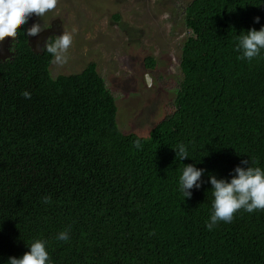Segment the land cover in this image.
<instances>
[{
	"label": "trees",
	"instance_id": "16d2710c",
	"mask_svg": "<svg viewBox=\"0 0 264 264\" xmlns=\"http://www.w3.org/2000/svg\"><path fill=\"white\" fill-rule=\"evenodd\" d=\"M184 20L177 107L147 136L119 128L96 62L53 77L52 55L17 26L13 56L0 57V264L33 239L47 241L52 264H264V210L205 226L210 175L230 178L242 160L264 168V50L251 61L234 51L264 25V0H190ZM184 164L204 170L189 198Z\"/></svg>",
	"mask_w": 264,
	"mask_h": 264
},
{
	"label": "rangeland",
	"instance_id": "374dc122",
	"mask_svg": "<svg viewBox=\"0 0 264 264\" xmlns=\"http://www.w3.org/2000/svg\"><path fill=\"white\" fill-rule=\"evenodd\" d=\"M189 1L57 0L54 9L42 17L30 15L26 24L29 28L36 24L35 36L47 31L50 37L70 33L67 61L57 64L53 59L52 76L78 73L96 62L116 99L119 128L147 136L177 107L176 93L183 79L181 47L190 34L184 20ZM36 44L41 51L45 40ZM149 55L157 61L155 69L145 65Z\"/></svg>",
	"mask_w": 264,
	"mask_h": 264
},
{
	"label": "clouds",
	"instance_id": "9594fccd",
	"mask_svg": "<svg viewBox=\"0 0 264 264\" xmlns=\"http://www.w3.org/2000/svg\"><path fill=\"white\" fill-rule=\"evenodd\" d=\"M57 0H0V41L6 36L16 37L17 26L26 24L30 15L42 17L47 11L56 7ZM256 23L260 17L254 18ZM39 33L36 24L27 29V36H35ZM54 40H47L44 51L51 54L54 62L63 64L67 61V50L72 44L73 37L70 33L62 32L55 35ZM264 50V25L259 30L251 28L242 32L237 37L234 51L239 52V58L251 61L260 56ZM25 98H30L28 91L22 92ZM135 146L140 148V141H135ZM176 153V160L183 161L188 158V151L184 144L173 148ZM181 169L178 188L185 198L192 195L193 188L199 189L202 186L201 180L203 169L194 164H184ZM247 165V166H244ZM208 182L211 184V210L206 228L212 230L219 222L230 223L234 214L239 210L253 213L256 210H264V168L250 166L248 160H242L230 174V178H217L210 175ZM43 204H51L50 197L42 198ZM58 241L67 242L70 239L69 230L65 229L57 233ZM28 251L21 256H11L7 264H52L50 254L47 250V241L33 239L27 243Z\"/></svg>",
	"mask_w": 264,
	"mask_h": 264
},
{
	"label": "flooded vegetation",
	"instance_id": "af4514ba",
	"mask_svg": "<svg viewBox=\"0 0 264 264\" xmlns=\"http://www.w3.org/2000/svg\"><path fill=\"white\" fill-rule=\"evenodd\" d=\"M29 27H27L28 29ZM49 33V31H47L46 33L44 34H41L39 36H30L31 37V41L34 45V47L37 45L36 43H38V38L39 39H44L45 40V43L46 41L51 38L50 36H47ZM14 42H15V38L14 37H11L9 39V41H6L5 43L4 42H1L0 43V56L3 58V59H7V58H11L14 54Z\"/></svg>",
	"mask_w": 264,
	"mask_h": 264
},
{
	"label": "water",
	"instance_id": "95a60500",
	"mask_svg": "<svg viewBox=\"0 0 264 264\" xmlns=\"http://www.w3.org/2000/svg\"><path fill=\"white\" fill-rule=\"evenodd\" d=\"M10 38H11V36H6L2 42L5 43L6 41H9ZM38 40L40 41V40H43V39H39V38H38ZM29 44H30L31 48H32L34 51L39 52V50H37V49L34 47L32 41H31V37H30V36H29ZM0 57H1V56H0Z\"/></svg>",
	"mask_w": 264,
	"mask_h": 264
}]
</instances>
